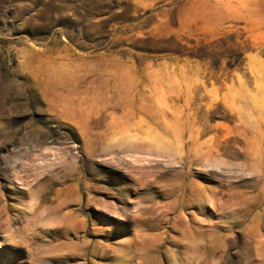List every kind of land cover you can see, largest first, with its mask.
<instances>
[{"label":"rangeland","instance_id":"obj_1","mask_svg":"<svg viewBox=\"0 0 264 264\" xmlns=\"http://www.w3.org/2000/svg\"><path fill=\"white\" fill-rule=\"evenodd\" d=\"M189 232L264 264V0H0V264H201Z\"/></svg>","mask_w":264,"mask_h":264},{"label":"bare ground","instance_id":"obj_2","mask_svg":"<svg viewBox=\"0 0 264 264\" xmlns=\"http://www.w3.org/2000/svg\"><path fill=\"white\" fill-rule=\"evenodd\" d=\"M148 113V112H147ZM164 126V125H163ZM166 126V125H165ZM167 129V127H166ZM60 205V204H59ZM58 208V207H57ZM58 210V209H57ZM62 223H69L68 220H63L61 221ZM67 225V224H66ZM230 227V226H229ZM68 230V229H67ZM189 233L185 234L186 236L189 237L190 240H188L187 244H188V250H190L191 254L193 255V257H198L201 260V264H207L210 263L212 261L217 262L216 258H220L223 262H227L229 263L230 260V252H229V247H226L225 249H221L219 246H217V238L215 237V235H210L209 239L207 241H205V243H201V245H197L194 246V241L197 237H200V234H196V235H192L190 236ZM205 236V235H204ZM219 237V236H218ZM198 239V238H197ZM190 242V243H189ZM200 246V247H199ZM254 248V257H257L258 259L259 256H261V253L257 251V246H253ZM187 250V249H186ZM189 252V255H190ZM188 253V252H187ZM197 258V259H198ZM196 259V260H197ZM253 259L256 258H252V256H250L248 259L246 260H241L243 261V264H252ZM194 260V259H193ZM260 261V260H259ZM260 263V262H259ZM198 264V263H197ZM240 264V263H239Z\"/></svg>","mask_w":264,"mask_h":264}]
</instances>
